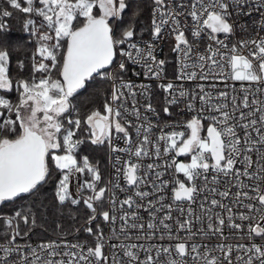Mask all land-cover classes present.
Returning a JSON list of instances; mask_svg holds the SVG:
<instances>
[{
	"label": "snow or ice",
	"instance_id": "obj_1",
	"mask_svg": "<svg viewBox=\"0 0 264 264\" xmlns=\"http://www.w3.org/2000/svg\"><path fill=\"white\" fill-rule=\"evenodd\" d=\"M130 2L3 0L6 7L0 8V18L12 17L10 8L40 23L33 18L24 22L25 30L30 29L37 40L27 77L22 75L25 62H16L14 75L11 54L0 47V205L14 204L25 195L39 196L58 173L53 189L58 205L75 206L82 201L91 213L86 223L99 217L113 227L108 235L100 224L95 229L86 227L84 231L94 238L92 245L64 239L19 244L17 238L28 232L22 233L18 221L27 225L30 216L32 226L36 221L31 207L17 209L11 216H0L4 226L0 264H264V35H260L264 0H152L147 41L142 36L137 39L133 23L117 32ZM141 12L138 6L132 19ZM253 13L257 19L251 26L237 24ZM45 27L48 31H41ZM249 27L255 31L250 37ZM7 31V20L0 19V33ZM165 31L175 41L171 49L176 53L175 80L226 83L225 90L215 83L207 89L201 83L193 89L172 81L158 84L164 93L163 113L170 116L172 106H183L190 118L165 123L159 126V135L153 136L158 125L141 112L137 99L145 98L144 111L158 116L150 102L152 85L134 83L125 75L130 71L141 75L130 67L138 65L146 79H164L167 62L157 59L153 42ZM238 31L245 35L231 41ZM114 65L116 71H109ZM37 73L43 75L37 79ZM96 77L111 83L110 95L102 110L94 108L81 117L72 100ZM228 81L240 82L239 89ZM13 93L15 102L10 99ZM132 115L140 121L135 126L136 140L129 132ZM82 127L92 145L107 144L110 154H128V159L115 156V183L99 187L103 177L98 164L86 155L77 158L85 143V138H75ZM121 139L124 147L116 143ZM178 156L188 159L179 161ZM145 157L161 163L145 167ZM167 172L170 178L163 179ZM84 174L90 178L79 183L74 197L73 178L79 181ZM121 175L134 191L118 201L115 190L125 191L119 183ZM149 176L152 191H143L141 186L149 183ZM222 181L223 190L218 187ZM170 185L171 203H166L164 193ZM233 187L235 192L230 191ZM85 190L91 194L84 196ZM106 195L109 210L98 211ZM229 197L231 205L223 202ZM197 202L195 210L192 206ZM234 207L244 211L234 212ZM140 208L148 213L146 223ZM174 211L183 219L174 217ZM161 212L163 216H158ZM117 220L123 222L118 229ZM237 221L248 222L246 231H240L244 225ZM133 236L167 243H129ZM197 236L201 240L216 236L219 242L202 244ZM230 236L239 242L229 243ZM257 238L261 243L255 242ZM112 239L119 243L110 245L111 252L106 254Z\"/></svg>",
	"mask_w": 264,
	"mask_h": 264
},
{
	"label": "trees",
	"instance_id": "obj_2",
	"mask_svg": "<svg viewBox=\"0 0 264 264\" xmlns=\"http://www.w3.org/2000/svg\"><path fill=\"white\" fill-rule=\"evenodd\" d=\"M142 9L141 14L132 19L133 12L137 7ZM6 7L3 0H0V8ZM150 7V0H131L128 9L124 13L122 25L127 26L129 23H133L135 30L137 32V37H144L149 34L147 30V24L149 22L148 10ZM13 16L6 19L8 24V31L5 33H0V47H6L11 54L12 59V72L15 75L17 73L16 62L18 60H23L26 65V69L23 76L27 77L29 75L30 66L32 64L33 54L37 48V40L31 35L30 29L28 31L24 28V22L29 17L27 14L20 13L18 11L12 10ZM36 23L39 24L40 20L36 19ZM41 31H48L47 28H42ZM51 43V42H50ZM37 62L39 57H36ZM46 63H50L46 61ZM43 75L37 73V79ZM54 76H58V73L54 72ZM108 96V81L102 80L100 77H96L95 82H89L85 89L79 91V94L74 97L72 103L79 110L81 117L86 115L94 108H100L102 110V105L104 100ZM10 99L15 102L16 94L13 93ZM7 115V113H5ZM65 118V124H66ZM87 133L82 129L79 131L76 139L85 138V143L82 144L78 150V159L83 156H88L92 161H99V153L101 154V149L104 145H92L86 139ZM50 167L51 161H49ZM54 170V168H53ZM59 178L57 173L54 179L47 184L42 190L41 194L37 197L33 196H23L22 199H17L14 204L4 203L0 205V216H11L17 209H27L31 207L32 212L35 214V226H32L31 216L29 218V224H24L22 220L18 221L19 227L23 232H28V235L32 238H50L52 236L58 235H71L75 228L78 231L73 234V237L84 238L89 242L93 241V236L89 235L84 231L86 227L96 228L97 224L101 223V219L97 218L92 224H88L87 219L90 215V211L81 201L78 205H71L66 203L65 205H58L53 198L54 180ZM59 225V227H57ZM29 228L31 231L29 232ZM4 235L3 221L0 220V238Z\"/></svg>",
	"mask_w": 264,
	"mask_h": 264
},
{
	"label": "built area",
	"instance_id": "obj_3",
	"mask_svg": "<svg viewBox=\"0 0 264 264\" xmlns=\"http://www.w3.org/2000/svg\"><path fill=\"white\" fill-rule=\"evenodd\" d=\"M152 7H153V3H152V0H150V7H149V10H148V15H149V22H148V24H149V34L147 36L142 37L144 41L150 40V24H151V9H152ZM255 19H257V15L255 13H253L250 16L241 17L237 21V24H241L242 23V24L251 26L253 20H255ZM244 35H245V33H242V32L238 31L230 39H231V41H235V40L243 37ZM252 35H255V31L253 30L252 27H249V37L252 36ZM260 35H264V32H261ZM139 38L140 37H137V39H139ZM153 43L157 47V51L155 53L156 56H157V59H164L165 60V57H166V55L168 53H172L173 54L174 67H173L171 73L170 74L166 73L165 77H164V79L162 81L161 80H155V79H146L143 76L142 70L140 69V67L138 65H130L131 68H134L137 71H141V75H139V76L132 75V73L130 71L129 73H127L125 75V78L126 79H130L134 83H137V84L143 82V83H149V84L152 85V93H153V95L151 96L150 102L152 103L153 107L156 109V112L159 114L158 116H153L151 113H147V112L144 111L142 106H143L144 103L147 102L145 98L138 96L137 99L139 100V106H140L141 112L144 115L149 116V118L151 119V122L153 124L158 125V127L153 130V136H156V135H159V126H162L165 123H179L181 121H184V120L190 118V115H186L185 114V110H182L183 106H181L179 108L176 107V106H172L170 108V111H171V115L170 116L165 115L163 113L162 109H163L164 104H165V102H164V93L158 87V84L167 83L168 81H172L176 85H183L184 87H186L188 89H193V88L196 87V83H201V84H204L205 88L207 89L209 84L215 83L217 85L218 89L225 90V83L226 82L219 81V80L197 81V82L187 81V80H185V81H177V80H175V75H176V53L171 51V49H172V47L174 46V43H175L173 37L171 35H169L167 31H165L164 33H162L161 37L159 39L155 40ZM202 47H201V50H202ZM119 59H120V57L118 56L117 57V62L119 61ZM109 71L115 72L116 71L115 65L113 67L109 68ZM227 83L230 84L231 86L237 88V89H239V87H240V82L228 81ZM245 86L247 87L248 85L245 84ZM253 87H256V86L253 85ZM110 89H111V83L108 82V95H110ZM127 107L129 109L132 107L131 100L128 101ZM128 119H130L132 121V124H133V127L129 128L130 135L133 137V140H136L135 126L137 124H139L140 121H138L134 115L129 116ZM204 125H205V134H206L207 121L204 122ZM177 130H182V129L178 128ZM165 131H171V129H167L166 128ZM116 143L120 147H124L125 146L122 139L121 140H117ZM116 155H120L123 159H128V154L127 153H112V154H110L108 146H107L106 162H105V165L103 167L101 166V163L99 161L90 160L92 163L98 164V167H99V169L101 171L102 177L104 176V180L98 185L99 187L105 186L109 181H112L113 183L116 182V173H115V168L113 167V163L115 161V156ZM187 158L188 157H185V156H178L177 160L181 161V160L187 159ZM135 159L136 158L133 157V160H135ZM148 163H161V161L160 160H156L154 157L153 158L145 157L143 159L144 166L146 167V165ZM237 166L240 167V165H237ZM170 175H171V173L167 172L164 175L163 179H169ZM176 176L178 178H180V179H183L182 174H176ZM85 177H86V179L90 178V177H88L87 174H85ZM82 182H83V176H80L79 181H77L75 178H73V181H72V184H71V191H72L74 197L77 194V187L79 186V183H82ZM150 182H151V176H149V183H146V184L142 185L141 186V190H143V191H152V189L150 187ZM119 183H120L121 187L125 189V191H120L119 189L115 190V196H116L118 201L125 199L126 196H128V195H133V191L134 190L132 189L131 186H128L125 183L122 175H121V177L119 179ZM218 187H220L221 190H223V188H224L223 181L221 182L220 185H218ZM236 190L237 189L235 187H233V188H231L230 191L231 192H235ZM90 194L91 193L89 191H87V190H85L84 193H83L84 196H87V195H90ZM164 195L166 197L165 202L166 203H171V200H170L171 185L169 186V189H167L165 191ZM203 195H207V193L202 194L199 199H203ZM214 198L219 199L218 196H216ZM134 199H136L138 203L140 202L138 197L134 196ZM148 199H154V197H149ZM223 202L224 203H228L229 205H231V198L230 197L229 198H225ZM245 202H248V201H245ZM145 203H146V201H145ZM117 206H119V205H117ZM184 206L187 207V203L186 202H185ZM192 207L195 210H198L199 209V202L194 204ZM124 208L127 209L128 206L125 205ZM104 210H109V202H108V199H107V195L105 197V205H104V207L98 209V211H104ZM138 211H139L140 215L143 217V221L146 223L148 221V213L145 211L144 208H140ZM214 211L221 212L223 214V210L222 209L216 208V209H214ZM233 211L234 212L244 211V209H238V208L234 207ZM90 215H91V213H90ZM158 216H163V212L158 213ZM173 216L174 217H179V213L174 211L173 212ZM179 218L181 220L183 219V217H179ZM237 222L242 223L244 225V228L241 229L240 231H246L248 222H245V221H237ZM122 223H123L122 221L117 220L116 224H115V227L118 229L119 226ZM166 223H174V221H166ZM100 225H101L105 235H108V234L111 233L112 227H113V225L111 223H104L101 220ZM196 227H199V225H196ZM77 231H78V228H75L74 232L70 236L69 235H61V236L58 235V236H52L50 238H32L29 235L26 236V237H24L22 235L21 237L17 238V243H19V244L31 243L33 245H36V244H39L41 242H47V241H50V240H56L57 242H59V240L64 239L68 243H74L76 241H81V242H87L88 245H92L93 244L94 239H93L92 242H89L88 240H86L84 238L73 237V234H75ZM183 234L184 233H180V235H183ZM225 235H229V230L227 228H225ZM196 239H197V242L202 243V244L203 243H208V244H211V245H215L216 243L219 242V239L216 236H213L211 238V240H201L199 238V236H197ZM0 242H2V240H0ZM128 242L129 243H137V244H140V243L165 244V243H167L166 240H159L158 238H154V239L148 240V241L136 240L134 238V236H133V239L128 241ZM228 242L229 243H238L239 241L235 240L234 238H232L230 236ZM255 242L257 244L261 243V241L258 238L255 240ZM118 243H119V240H116V239L109 240L108 241V246L105 247V253L106 254H110L111 249H110L109 246L112 245V244H118ZM245 243H247V241H245ZM0 255H2V253H0Z\"/></svg>",
	"mask_w": 264,
	"mask_h": 264
},
{
	"label": "rangeland",
	"instance_id": "obj_4",
	"mask_svg": "<svg viewBox=\"0 0 264 264\" xmlns=\"http://www.w3.org/2000/svg\"><path fill=\"white\" fill-rule=\"evenodd\" d=\"M124 27H126L125 25L119 24L118 28H117V32H119L120 30H122ZM147 30H149V24H147ZM141 37V36H140ZM166 60V73L170 74L173 67H174V59H173V54L172 53H168L165 57ZM106 156H107V144H105L102 149H101V154L99 153V157L101 159V166L103 167L105 165L106 162ZM188 159V158H187ZM187 159H183L181 161H186ZM86 179L85 174L83 175V180ZM103 180H104V176H103Z\"/></svg>",
	"mask_w": 264,
	"mask_h": 264
}]
</instances>
